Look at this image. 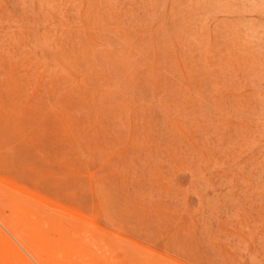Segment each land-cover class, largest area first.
I'll return each mask as SVG.
<instances>
[{
	"label": "rangeland",
	"instance_id": "374dc122",
	"mask_svg": "<svg viewBox=\"0 0 264 264\" xmlns=\"http://www.w3.org/2000/svg\"><path fill=\"white\" fill-rule=\"evenodd\" d=\"M0 215L77 264H264V0H0Z\"/></svg>",
	"mask_w": 264,
	"mask_h": 264
},
{
	"label": "bare ground",
	"instance_id": "6f19581e",
	"mask_svg": "<svg viewBox=\"0 0 264 264\" xmlns=\"http://www.w3.org/2000/svg\"><path fill=\"white\" fill-rule=\"evenodd\" d=\"M26 222H24L22 226H19L18 218H16L15 221L10 222L0 215V224H2L21 245V247L25 250L26 255H29L28 257H30V260L32 259L37 264H77L76 259L68 252V250L59 252L54 249L55 246L51 244V241L45 236L44 233L42 236L36 237L33 234V228L29 226V222ZM17 252L20 254L23 260L29 263L28 259H26L27 256L25 257L19 250H17ZM0 253L3 258H5V255H10L8 251L6 253V251L4 252L0 250ZM6 258V260L12 263L10 256Z\"/></svg>",
	"mask_w": 264,
	"mask_h": 264
}]
</instances>
